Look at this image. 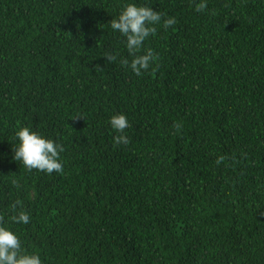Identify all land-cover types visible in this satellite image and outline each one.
I'll list each match as a JSON object with an SVG mask.
<instances>
[{
    "label": "trees",
    "instance_id": "obj_1",
    "mask_svg": "<svg viewBox=\"0 0 264 264\" xmlns=\"http://www.w3.org/2000/svg\"><path fill=\"white\" fill-rule=\"evenodd\" d=\"M199 2L0 0V217L42 264H264V0ZM129 3L162 15L140 76L110 27ZM22 127L62 173L13 159Z\"/></svg>",
    "mask_w": 264,
    "mask_h": 264
},
{
    "label": "clouds",
    "instance_id": "obj_2",
    "mask_svg": "<svg viewBox=\"0 0 264 264\" xmlns=\"http://www.w3.org/2000/svg\"><path fill=\"white\" fill-rule=\"evenodd\" d=\"M208 5L206 0H200L195 5L196 12H204ZM162 15L160 12L153 11L152 7L147 5L137 6L135 4H127L117 19L110 21V27L113 31L119 32L126 38V48L128 54L132 57L131 62L127 58H121L120 63L123 67H130L137 76L143 72L158 70L159 65L156 62L159 56L154 54L153 50L147 49L145 54H139L143 48L144 41L149 36L156 35L155 25L161 23ZM177 21L174 17L163 20L164 29L172 27ZM104 58L107 62H114L117 56L106 53ZM153 64L156 66L153 67ZM99 68V66H97ZM100 69V68H99ZM102 70V69H100ZM76 119H82L77 117ZM75 120V119H73ZM111 128L119 133L115 136V144H128L129 138L124 135L125 130L130 127L127 117L123 114H115L110 120ZM176 134H179L183 125L176 122L172 125ZM19 144L14 150L13 159L19 161L28 169V171L38 170L46 174L62 173L63 165L60 160V153L64 152L62 144L55 143L51 139H46L37 132L31 131L28 127H22L15 133ZM223 157H219L217 164L223 161ZM13 185L20 187L17 181H13ZM21 201L17 200L11 208L15 215L11 216V221L17 224H28L30 215L20 209L17 211ZM0 264H42L39 255L28 254L22 247L20 239L12 231L3 226V218L0 217Z\"/></svg>",
    "mask_w": 264,
    "mask_h": 264
}]
</instances>
